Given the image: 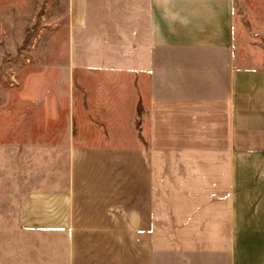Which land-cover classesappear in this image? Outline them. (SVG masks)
I'll return each instance as SVG.
<instances>
[{
	"label": "crops",
	"instance_id": "0c3cea01",
	"mask_svg": "<svg viewBox=\"0 0 264 264\" xmlns=\"http://www.w3.org/2000/svg\"><path fill=\"white\" fill-rule=\"evenodd\" d=\"M86 3L71 0L74 23ZM238 5L149 0L137 59L80 67L137 79L69 84L68 144L51 149L66 182L39 225L66 235V264H245L264 250V45L241 39ZM111 116H148L135 145L88 142Z\"/></svg>",
	"mask_w": 264,
	"mask_h": 264
},
{
	"label": "rangeland",
	"instance_id": "374dc122",
	"mask_svg": "<svg viewBox=\"0 0 264 264\" xmlns=\"http://www.w3.org/2000/svg\"><path fill=\"white\" fill-rule=\"evenodd\" d=\"M148 1L87 0L74 23L71 0H0V264H66V235L52 239L39 225L49 226L51 191L66 182L65 155L51 149L68 144L69 84L135 79L80 67L137 59L148 47ZM236 1L241 39L264 45V0ZM147 118L111 116L109 136L85 138L133 146L132 127L142 131ZM245 264H264V250Z\"/></svg>",
	"mask_w": 264,
	"mask_h": 264
}]
</instances>
